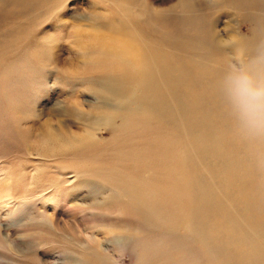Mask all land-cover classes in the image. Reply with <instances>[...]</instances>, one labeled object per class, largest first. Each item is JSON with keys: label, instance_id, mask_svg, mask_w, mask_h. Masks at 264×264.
<instances>
[{"label": "rangeland", "instance_id": "374dc122", "mask_svg": "<svg viewBox=\"0 0 264 264\" xmlns=\"http://www.w3.org/2000/svg\"><path fill=\"white\" fill-rule=\"evenodd\" d=\"M52 2L49 10L48 0H0V264H233L220 257L241 249L239 233L228 232L215 247L207 233L233 213L249 229L264 228V156L238 134L221 81L229 65L248 61L264 42V0ZM124 17L150 46L154 63L176 65L170 80L182 96L190 92L195 107L188 105L175 126L149 124L143 142L137 131L120 140L140 141L123 149L128 165L145 174L156 144L164 158L193 150L191 169L209 177L212 190L188 199L182 196L185 184H178L177 216L161 227L153 216L144 221L113 199L110 182L133 183L138 175L122 169L123 153L115 151L119 137L97 119L101 99L94 83L114 87L126 71L123 63L113 64L130 31L122 26ZM185 127L197 141L188 139L192 132ZM47 130L65 136L90 132L95 147L89 154L43 156L36 140ZM216 184L223 193H213ZM263 233L248 245L264 244Z\"/></svg>", "mask_w": 264, "mask_h": 264}, {"label": "bare ground", "instance_id": "6f19581e", "mask_svg": "<svg viewBox=\"0 0 264 264\" xmlns=\"http://www.w3.org/2000/svg\"><path fill=\"white\" fill-rule=\"evenodd\" d=\"M184 1L188 3L192 2V0ZM52 3V0H48L47 6L49 10L55 7V5L50 6ZM57 7L59 8L60 6ZM112 9H114L113 12L117 11L116 7H113ZM133 16L135 17L134 14ZM120 20L121 23H123L122 26H124V28L133 25V22L126 17L121 18ZM129 30L130 31L127 34L128 39L124 43L120 52L115 55V60H113L114 67L118 66L115 63H120L121 65L123 63L126 70L125 73H122L121 77L119 76V79H116L115 77L117 81L113 84L114 87H109L107 83H94L95 87H97L96 96L101 99V108L97 119L100 124L103 123L104 125H108L107 127L111 134H115V136L117 135L119 137V139L116 138L115 141L117 143L115 151L120 156L123 153L124 161H122V169L126 171H135L134 175H138V178L134 177V180H130L131 182L134 181L133 183L126 180V182L120 181L121 183H117L111 180L112 182H110L109 185L112 187L110 192L113 195V199H115V201L121 199L118 201H120V203L124 202L123 204H127L132 210L139 213V215L145 218L144 221L148 220H146V218H149V215L153 216L155 219L154 223L157 227H161V221L169 220V222L172 223L171 220L175 219V216H177L176 205L181 200V197H178L177 195L178 184H185L186 187L182 196L184 198L188 197V199L198 195L201 191H207L209 193L212 192V190L207 184L209 177L205 178L203 176L195 175L194 171L191 169L194 164V156L197 154L196 152L193 153V150L188 153L193 158L188 154H177V150L171 157L164 158L165 153H163V148H161L159 144H156L155 147H153L154 160L148 161L145 163L146 166L142 168V171H145V174L144 172L142 173L144 176H142L141 173L138 174L136 165H133L132 163L128 165V162L131 160L129 157L127 158V154L123 149H128L130 146L138 147L140 146V141L126 144L120 142L119 144L118 142L120 140L125 141V139H129V136L137 131L139 132L137 135L140 136L141 134L140 137L143 142V137L145 135L144 130L150 129L149 124L153 125V123H157L158 125H155L159 128L160 123L165 126H175L178 120L182 118L184 109L189 107L195 108L193 102H191L192 96H190V92H185L182 96L179 94L177 85L170 80V76H172L171 71L176 65L171 63L172 69H170L164 68L165 66L160 63H154L156 57L149 53L150 46L145 44L146 41H143V38L137 36L134 29ZM215 39L216 38H212L214 44L220 43L221 40ZM177 76H179V73ZM110 81L112 80L109 79V82ZM113 85L111 84L110 86ZM188 105L189 107H187ZM101 109H103V111ZM95 124V122H91L88 127L94 129L92 127H94ZM132 128V133L127 131ZM184 130H191L192 132L188 139L191 140V138H193L192 140H198L197 138H199V136H195L193 129L185 127ZM155 134L156 136L159 135V133ZM173 135H171L170 139L173 141L172 145H176L178 140L176 141ZM93 138L94 135L90 134V132L83 135L65 136L61 133L56 134L51 130H47L42 137H39L36 140V149L46 157L64 156L68 152L75 153V151H78V154L82 152H87L89 154L93 147H95ZM202 139L203 138H200V141ZM142 150V155L146 157L145 155L148 154L147 148ZM216 165L217 167L220 165L221 172H224L225 164L222 163V161H218ZM90 168L92 167L90 166ZM149 169H154L151 174L148 173ZM184 173L185 175H183ZM179 175L183 176L181 177ZM126 179L129 180L128 178ZM212 188L213 193H223L220 191L221 188L218 184L214 185ZM224 196L227 199L230 198L229 193L227 192L224 193ZM230 208L233 209V203L230 204ZM186 209L189 213L187 223L189 222L188 224H190L191 221L189 219L190 217L192 219L194 212H192V207ZM242 212L243 211L240 212V215H248ZM234 216L233 213V215L228 216V221L227 219H224L223 222L225 223L223 226L213 228L212 230L209 229L208 233L206 232L209 234L207 242L210 243L211 247H215V243H220L221 241L228 239V232H238L239 237H237L239 239L237 240L243 239L241 249L234 254H229L223 258L220 257V259H224L225 263L231 258L235 264H264V257H261L264 254V244L248 245L250 241L253 242L255 235L264 232V228H258L256 231L252 228L249 229L245 223H238L236 219H234ZM192 236L188 237L189 242L192 240ZM232 239H234L232 241H236L235 238Z\"/></svg>", "mask_w": 264, "mask_h": 264}, {"label": "clouds", "instance_id": "9594fccd", "mask_svg": "<svg viewBox=\"0 0 264 264\" xmlns=\"http://www.w3.org/2000/svg\"><path fill=\"white\" fill-rule=\"evenodd\" d=\"M221 91L238 134L264 156V42L248 61L229 65Z\"/></svg>", "mask_w": 264, "mask_h": 264}]
</instances>
